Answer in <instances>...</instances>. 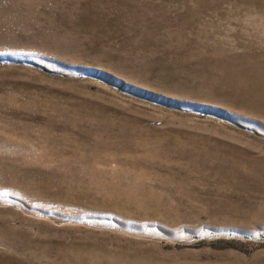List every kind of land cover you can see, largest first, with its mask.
I'll return each mask as SVG.
<instances>
[{
  "label": "rangeland",
  "instance_id": "374dc122",
  "mask_svg": "<svg viewBox=\"0 0 264 264\" xmlns=\"http://www.w3.org/2000/svg\"><path fill=\"white\" fill-rule=\"evenodd\" d=\"M0 264H264V0H0Z\"/></svg>",
  "mask_w": 264,
  "mask_h": 264
}]
</instances>
